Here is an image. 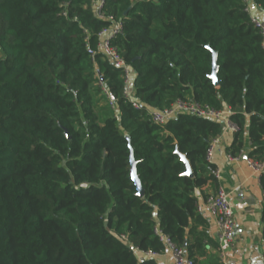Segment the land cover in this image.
Masks as SVG:
<instances>
[{
    "label": "trees",
    "instance_id": "1",
    "mask_svg": "<svg viewBox=\"0 0 264 264\" xmlns=\"http://www.w3.org/2000/svg\"><path fill=\"white\" fill-rule=\"evenodd\" d=\"M94 1L0 0V264H157L145 256L165 251L155 228L197 264L218 249L198 230L195 191L216 185L206 152L221 125L185 114L156 125L148 110L228 107L227 154L247 134L248 158L264 162L263 40L242 0H111L105 14L123 23L112 44L132 72L126 97L122 70L86 52L108 25Z\"/></svg>",
    "mask_w": 264,
    "mask_h": 264
},
{
    "label": "crops",
    "instance_id": "2",
    "mask_svg": "<svg viewBox=\"0 0 264 264\" xmlns=\"http://www.w3.org/2000/svg\"><path fill=\"white\" fill-rule=\"evenodd\" d=\"M251 15L264 23V13L253 3ZM264 47V40L262 41ZM132 95V89H130ZM233 139V132L226 131L220 135L212 154L211 163L215 166L216 185L207 184L195 191L201 211L198 213L206 222L198 228L205 232L217 245L218 249H208L205 257L197 259V264H207L210 257L219 259L220 255L228 264H264V191L260 180L245 163V156L250 150L247 134L240 161H229L227 148ZM248 157V156H247ZM222 188L228 196L235 222V240L231 246L221 243L215 218L204 205L205 199ZM146 256V255H145ZM157 264H173L169 252L149 255Z\"/></svg>",
    "mask_w": 264,
    "mask_h": 264
},
{
    "label": "built area",
    "instance_id": "3",
    "mask_svg": "<svg viewBox=\"0 0 264 264\" xmlns=\"http://www.w3.org/2000/svg\"><path fill=\"white\" fill-rule=\"evenodd\" d=\"M109 1L111 0H95L93 3V12L95 18L98 20L107 21L108 25L103 27L98 32L95 49L91 48L89 43L86 42V52L92 60L96 54H101L102 57L110 64L122 70L124 94L126 97H130L129 85L131 82L132 72L125 64L122 56L118 52V49L112 44V42L122 34L123 23L121 19H114L113 17L107 16L105 14V7ZM242 1L244 4V12L248 14L250 23L258 31L262 40H264V23L251 15V6L253 5V1ZM62 16L66 17V12H63ZM99 85L108 106L114 111V100L110 97L107 89L101 82H99ZM134 107L139 109L138 104H134ZM148 114L152 122L156 125H164L166 122L175 119L178 115L185 114L201 119H207L220 124V135L226 131L233 133L236 131L235 126L230 122L229 119L231 115L230 108L224 107L221 109H215L208 104H201L191 99L177 100L169 107H166L162 110L149 109ZM220 135L215 137L208 146L206 152V161L208 163H211L212 154ZM227 158L229 161H240L242 158V152L236 157L227 155ZM245 163L251 172L260 180V177L264 175V162L247 158ZM204 205L209 209L215 218L220 242L231 246L235 240V222L233 220V211L230 207L227 193L222 188H218L213 195L205 199ZM197 211H201V206L197 205ZM154 233L164 245L165 250L169 252L173 264H195L194 260L188 257L184 248L176 246L158 228L154 229ZM145 255L149 256L154 254L146 253ZM219 263L228 264L223 255L219 256Z\"/></svg>",
    "mask_w": 264,
    "mask_h": 264
},
{
    "label": "water",
    "instance_id": "4",
    "mask_svg": "<svg viewBox=\"0 0 264 264\" xmlns=\"http://www.w3.org/2000/svg\"><path fill=\"white\" fill-rule=\"evenodd\" d=\"M217 65H216V55L213 54V57H212V73L211 75L209 76V78L212 80L213 84L214 85H218L219 81L217 79ZM66 136H67V133L65 132ZM247 156H245V160H247ZM181 160L184 162L185 166H186V172H185V176H188V177H192V172H191V169H190V166L188 164V162L186 161L185 157L184 156H181ZM130 166H131V172H130V178L133 182V184L135 185L136 187V191H137V195L139 197H143V189H142V186L140 184V181H139V178L137 176V173H136V164H135V161H134V158H133V155L131 154L130 155ZM143 260V258L141 259Z\"/></svg>",
    "mask_w": 264,
    "mask_h": 264
},
{
    "label": "rangeland",
    "instance_id": "5",
    "mask_svg": "<svg viewBox=\"0 0 264 264\" xmlns=\"http://www.w3.org/2000/svg\"><path fill=\"white\" fill-rule=\"evenodd\" d=\"M101 108H104V101H100L99 104H97L96 110H100Z\"/></svg>",
    "mask_w": 264,
    "mask_h": 264
}]
</instances>
